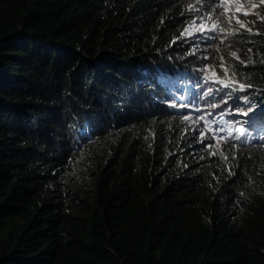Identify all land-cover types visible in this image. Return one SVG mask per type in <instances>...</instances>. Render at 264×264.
I'll use <instances>...</instances> for the list:
<instances>
[{"label":"trees","instance_id":"obj_1","mask_svg":"<svg viewBox=\"0 0 264 264\" xmlns=\"http://www.w3.org/2000/svg\"><path fill=\"white\" fill-rule=\"evenodd\" d=\"M186 12L0 0V264H264V20L212 80L256 108L214 151L179 107Z\"/></svg>","mask_w":264,"mask_h":264},{"label":"rangeland","instance_id":"obj_2","mask_svg":"<svg viewBox=\"0 0 264 264\" xmlns=\"http://www.w3.org/2000/svg\"><path fill=\"white\" fill-rule=\"evenodd\" d=\"M185 2L188 4V12L185 14L186 26L183 39L189 44L191 52L196 54L201 66L198 68V80H192L191 85H189L191 83L189 80L186 82L187 86L185 87H189V89L184 88L183 95L178 97L179 107L187 108L184 111L185 115L189 116L190 121L196 125L201 143L217 151L216 149L223 141L234 143L240 138L242 130L246 128L243 124L245 119L255 111L249 112L247 116L241 113L249 107L256 110L249 101L231 103L232 90L229 88L225 90L222 86L212 82V80L221 78L220 75L223 74L224 69L230 68L234 71L235 69L230 66L232 63L236 65V71H241L237 68V58L233 57L231 53L236 52L237 57L243 60L251 53L249 49L252 45L248 42L251 38L245 35L248 31L239 28L235 21L231 25L224 22L215 31L208 30L216 20V14L223 10L216 7L221 3V0H215V3L213 0H185ZM252 2L258 3L259 0H252ZM262 7L264 6L256 8L254 11L261 14ZM238 15L241 21L247 23L249 27L253 20L258 18L256 15L244 16L242 13H238ZM208 17H212V19H208ZM220 19L223 20V17ZM221 29L234 30L236 34L231 35L229 31ZM193 89L198 97L190 99ZM187 91H189V99H186L184 95ZM209 94H212L213 98H210ZM172 105L174 106V104ZM214 151L212 150V152Z\"/></svg>","mask_w":264,"mask_h":264},{"label":"snow or ice","instance_id":"obj_3","mask_svg":"<svg viewBox=\"0 0 264 264\" xmlns=\"http://www.w3.org/2000/svg\"><path fill=\"white\" fill-rule=\"evenodd\" d=\"M213 3H215V0H213ZM261 6H264V0H259L258 3L252 2V0H221V3L217 4L216 7L221 8L223 10L216 14V20L213 22L212 27L208 30L215 31L217 28L221 27L222 23L226 22L228 25H231L233 21H235V23L239 25V28H244L248 32H252V28L249 27L247 23L241 21L238 13H242L244 16L256 15L258 16L259 19L264 20V16H260L259 13L254 11L256 8H259ZM221 17H223V20L220 19ZM208 19H212V17H208ZM252 23H254V21ZM221 30L225 31L227 29H221ZM227 31H229V34L231 35L236 34L234 30H227ZM249 51H251V49H249ZM231 55L239 59V57H237L236 52H232ZM225 71H227V69ZM245 87L246 86L244 84L239 85V88L241 90H243ZM248 87H250V85H248ZM254 111L255 110L252 107H249L241 114L247 116L249 112H254ZM243 134L244 133L242 132L241 135Z\"/></svg>","mask_w":264,"mask_h":264}]
</instances>
